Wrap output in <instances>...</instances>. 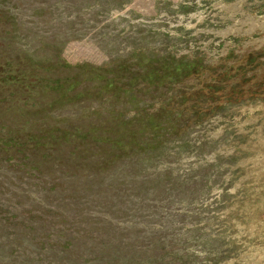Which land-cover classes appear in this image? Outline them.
I'll use <instances>...</instances> for the list:
<instances>
[{"label": "rangeland", "instance_id": "obj_1", "mask_svg": "<svg viewBox=\"0 0 264 264\" xmlns=\"http://www.w3.org/2000/svg\"><path fill=\"white\" fill-rule=\"evenodd\" d=\"M5 63L0 264H264V0H0Z\"/></svg>", "mask_w": 264, "mask_h": 264}, {"label": "trees", "instance_id": "obj_2", "mask_svg": "<svg viewBox=\"0 0 264 264\" xmlns=\"http://www.w3.org/2000/svg\"><path fill=\"white\" fill-rule=\"evenodd\" d=\"M6 65H9L8 63L5 64H0V87L1 85H8L12 86L13 82L8 83V81L10 80L8 77H3L2 75L5 73L9 74V67H6ZM153 78H159L157 75H155Z\"/></svg>", "mask_w": 264, "mask_h": 264}]
</instances>
